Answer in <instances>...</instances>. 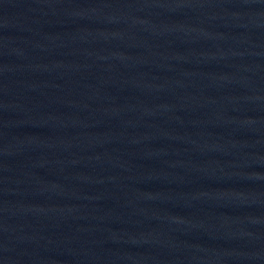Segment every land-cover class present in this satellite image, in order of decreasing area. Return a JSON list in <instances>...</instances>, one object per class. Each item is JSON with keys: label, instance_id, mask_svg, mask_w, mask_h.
I'll return each instance as SVG.
<instances>
[{"label": "water", "instance_id": "obj_1", "mask_svg": "<svg viewBox=\"0 0 264 264\" xmlns=\"http://www.w3.org/2000/svg\"><path fill=\"white\" fill-rule=\"evenodd\" d=\"M0 264H247L0 97Z\"/></svg>", "mask_w": 264, "mask_h": 264}]
</instances>
